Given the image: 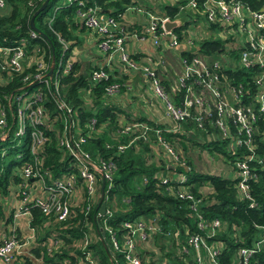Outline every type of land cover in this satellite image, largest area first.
I'll return each mask as SVG.
<instances>
[{"label":"trees","instance_id":"1","mask_svg":"<svg viewBox=\"0 0 264 264\" xmlns=\"http://www.w3.org/2000/svg\"><path fill=\"white\" fill-rule=\"evenodd\" d=\"M6 1L8 9L0 15V44L13 43L19 38H25L28 51L34 45L44 49L45 41L39 37L30 39L28 35V20L41 2L35 1L32 6H28L26 0ZM88 1L91 5L98 6L103 15H110L115 19H118V15L127 5L135 3L134 0ZM238 1L251 10L258 9L264 2V0ZM49 2L34 17L33 24L44 33L46 36L44 39L49 43L46 46L48 52L43 58L44 61L50 63V50H52L56 64L60 45L54 33H58L70 42L69 49L67 48L63 57L65 60L70 54L72 44L75 43L73 29L75 25L81 24L74 18V10L77 7L75 2L69 5L61 4L58 7L50 29L41 24ZM176 5L175 2L166 3L161 6L160 11L172 17L176 12ZM187 15L179 26L172 29L178 37H180L181 30L189 26L188 23L195 21L188 20ZM182 17L185 16L182 15ZM81 27L83 28L82 25ZM261 35L264 39V29H261ZM222 46L223 42L219 39H204L199 42L198 50L208 55H215ZM182 54L185 55V53ZM131 58L137 60L138 55L132 54ZM173 62L176 61L173 60ZM99 67L84 66L72 60L70 69L57 77V95L52 94L42 84L25 86V83H22V75L30 74L33 68L25 69L22 74L7 75L9 82L0 86V107L5 113L8 133L7 138L0 140V221L6 223L11 219L12 210L8 208L7 202L9 196L16 192V187L24 183L20 177L23 164L31 163L38 168L39 172H47L52 179H58L70 172L75 173L67 150L60 146L57 140L62 132L67 133L69 120L80 130L75 139L78 136L84 137V142L80 143L81 149L87 151L97 165L100 161L110 165V180L104 181L103 184L102 200L105 202V213L98 223L95 222V217L98 214L99 199L93 205L84 199L73 209V214L60 222L53 221L52 217L47 220L37 207H29L32 217L30 225L35 228L33 243L28 249L32 258L21 255L23 263L20 264H72L79 252H74L75 242L88 236L90 229L94 238L90 240L87 249L96 258L97 264H125L119 253L111 255L108 251V239L104 227L121 231L122 221L137 218L150 221L158 229L150 237L153 252L146 250L140 252L141 264H156L157 262L193 264L192 252L188 250L187 245L188 235L200 232L204 236L205 232L197 230L196 214L189 209V201L174 194L180 184L172 180L173 175L185 177L183 185L191 195L199 199L197 213L203 219H217L224 225V228L217 230L213 237L206 238L209 243L213 240L221 243L216 262L218 264H242L239 249L249 248L253 242L264 235V161L261 163L258 161L264 157V117L257 120L253 135V160L248 163V197H240L235 186L237 179L234 176L228 178L224 174L197 171L192 166V153L189 156L183 153L188 147L186 142L191 148L193 145L200 144L198 140H206L201 145L207 150L208 155L219 157L224 162L231 159L232 171H234L235 155L225 151L226 141L218 137L206 138V134L212 135L211 127L205 126L200 130L190 118H187L181 122L180 129L173 132L168 131L166 129L168 127L161 122L148 118L146 115L129 114L121 108L122 106H119V102H115L109 98L111 96L104 94L108 85L124 83L125 77H122L124 79L115 78L105 66H101V69L107 73V78L91 83L90 74ZM241 70L244 69H239L236 60H233L229 68L222 72L227 78L232 79V83L242 80L243 76L247 75V72ZM133 81H138V77L133 76ZM162 82L169 97L173 98V94L169 91V81L163 79ZM35 87H40L44 94L45 100L42 104L46 109L48 119L46 128L39 126L45 140L40 147L38 160L34 163L29 151L31 129L26 127L22 136L18 139H11L16 128L15 105H8L2 96H9ZM86 90L87 93H85ZM118 91H120V84ZM178 98V96L174 97L175 103L178 102ZM59 99L69 108L68 113L64 108L57 106L56 100ZM91 119L94 120L92 126L89 124ZM130 123L142 124L148 129L143 136H140L142 132L140 128L129 133L120 131L124 125ZM64 126L66 130H63ZM90 126L93 129H90ZM69 129L71 133L76 134L72 128ZM155 130H158L159 135L169 144L181 149L183 153L181 157L189 168L178 165L168 167L162 158L151 160L154 157L152 145L156 142ZM5 141L12 143L7 149L1 147V143ZM118 146L123 148L119 149ZM242 154H245L244 151L239 149L238 156L242 157ZM96 177L98 178V174ZM161 178H165L166 182L162 183ZM86 207L88 210L85 212ZM49 238L57 239L61 241V244L57 248H52L48 246ZM183 249L186 252L182 251ZM203 264L212 263L204 258ZM247 264H264V241L255 249Z\"/></svg>","mask_w":264,"mask_h":264},{"label":"built area","instance_id":"2","mask_svg":"<svg viewBox=\"0 0 264 264\" xmlns=\"http://www.w3.org/2000/svg\"><path fill=\"white\" fill-rule=\"evenodd\" d=\"M35 1L43 0H26V4L32 6ZM147 1L149 2L147 6L140 3L127 5L118 15V19L103 15L100 8L95 4L91 5L88 0H65L62 5L76 3L74 18L98 36V47L105 54L108 63L116 56L126 72L139 71L148 80V85L150 84L148 87L152 88L155 97L162 102L164 113L170 120L166 128L168 131H178L181 122L187 118H190L200 130L205 126L216 130L214 135L206 136L226 141V152L235 155L232 172L237 179L235 184L237 193L240 197H248V163L253 160V135L257 120L264 117V39L261 35V29H264V2L258 9L251 10L238 0H180L181 2L165 0L166 3L177 4L176 12L170 17L149 8L157 0ZM6 2L0 0V15L8 9ZM58 7L46 15L41 24L50 29ZM186 12H192V15H187V19L195 21L188 23L189 26L181 30L180 37L172 31L173 28L164 29L163 24L169 21H177L180 25L183 21L178 20V17L181 13L186 16ZM125 13L144 16L146 24L143 26L139 23L142 26L139 34L141 33L142 39L149 40L153 48L150 52L159 47L176 52L175 64L178 65L179 75L174 79L171 92L173 98L169 97L159 82L155 67L163 64L160 54L148 55L138 60L131 58L135 53L126 47V41L135 34L130 35L126 30L123 20ZM191 25L199 31L195 37L194 33L190 32ZM212 32H217L224 45L215 55H208L198 50V44L204 39H209L207 37ZM54 34L60 51L50 76L47 75L50 63L43 59L47 56L46 46L49 43L32 29L29 28L30 39L41 38L46 43V46L43 45L44 49L34 45L28 51L25 38H19L13 43L0 44V86L9 82L7 75L22 74L25 69L33 68L30 74L22 75V83H25V86L42 84L52 94L57 95V77L70 69L72 59L68 56L63 60L70 42L58 33ZM50 53L52 57V50ZM223 53L227 54V59L220 56ZM233 60H236L238 68L244 69L241 71L247 72V75L243 76L242 80L231 83L232 79L227 78L222 71L228 69ZM106 78L107 73L100 66L91 72L89 80L94 83ZM118 90L119 84L111 83L105 88L104 94L113 96ZM177 96L178 102L175 103L174 97ZM2 99L8 105H15L16 128L11 139H18L25 133L26 127H30L29 151L35 163L45 140L39 126L46 128L48 119L42 104L45 97L41 88L35 87L9 96L3 95ZM56 104L69 112V108L60 99L56 100ZM93 123L94 120L91 119L89 124L92 126ZM91 126L89 128L93 129ZM69 128L76 134L71 133ZM137 128L142 129L140 136L148 129L145 125L130 123L124 125L120 131L129 133ZM63 130H66V126ZM78 133L80 130L69 120L67 133L62 132L57 139L59 145L67 150L75 173L70 172L58 179H52L47 172H39L31 163L23 164L20 177L24 183L16 187L17 190L11 198L12 206H9L12 210L11 219L3 223L4 226H0V264L23 263L21 255L32 258L28 249L33 243L35 228L30 225L32 217L29 207H37L47 220L52 217L53 221L60 222L73 214V209L84 199L90 205L99 199L101 180H110V165L103 161H100L99 165L93 162L89 153L80 147L84 137L78 136L75 139ZM155 133L156 142L152 145L154 157L151 160L162 158L168 167L178 165L189 168L176 149L159 135L158 130H155ZM7 136L5 113L0 107V140ZM156 147L161 148L162 156L156 153ZM239 149L245 153L242 157L238 156ZM258 161L263 162L264 157ZM172 180L180 184L174 194L189 201V209L196 214L197 230L205 232L204 236L200 232L188 235L187 245L188 250L192 252L193 264H203L204 258L209 263L218 264L215 259L221 243L216 240L209 243L206 238L213 237L217 230L224 228V225L217 219L205 220L197 213L199 199L186 190L183 175H174ZM161 181L164 183L166 179L161 178ZM87 210L88 207L85 208V212ZM22 230H27V233L19 236ZM104 230L111 255L119 253L125 264H141L140 252L145 250L142 246L158 229L150 221L137 218L122 221L121 231L109 227H104ZM90 240L91 237L88 235L75 242L74 247L79 252L72 264H97L96 258L87 249ZM263 241L264 235L249 248L239 249L242 264H247L248 259ZM59 244L61 241L57 239L48 240V246L52 248H57ZM182 251L186 252L185 249Z\"/></svg>","mask_w":264,"mask_h":264},{"label":"rangeland","instance_id":"3","mask_svg":"<svg viewBox=\"0 0 264 264\" xmlns=\"http://www.w3.org/2000/svg\"><path fill=\"white\" fill-rule=\"evenodd\" d=\"M49 1H50L49 6L47 7V9L45 11V16L50 14L54 8L60 6L65 0H49ZM146 3L148 4V2H146ZM186 14L192 15V12H186ZM130 15L135 16L134 14H130ZM185 19H186V16L182 17V13L178 17V20H181V21H184ZM124 23L129 24L128 21H124ZM35 24H37V23H35ZM134 24L135 23L129 24V25L131 26ZM140 24L143 26L146 24V20L144 19V17H141ZM73 30H74L73 35L75 37V43H73L72 46L74 47V49L79 50L80 53L87 54V55L90 53V54H93L94 56H97V55L102 53L101 50L96 46V44L93 43V39H94L95 35H94V33H92V31L90 29L83 27L81 29H73ZM126 30L128 31V28H126ZM132 30H135V28H133ZM136 31H138V30L136 29ZM139 32L140 31H138V33ZM190 32L194 33V35H193L194 37L199 33L198 29H196L193 25L190 26ZM143 36L147 37V35H143ZM134 37H135V35H134ZM207 38H209V39L211 38L212 40H215V39L220 40V37L217 34V32L210 33V35ZM223 45H224V43H223ZM73 51H74L73 48L72 49L70 48V52H71L72 57L75 55ZM157 54H160V56L162 57V60H163L162 66L157 65L155 67L157 69L159 82L162 85L163 90L167 93L165 86L163 85L162 81H163V79L169 81V91L172 92V88L174 87V79L176 78V76L179 75V70H177L178 65H176L175 62H173V60L176 61V57H175L176 52L174 50L163 49V48L159 47V48L153 50L152 52L143 53L142 56H139V54H137V55H138V59H139L141 57L145 58L148 55H157ZM71 55L69 54V57H71ZM220 56H223L225 59H227V57H228L226 53H223ZM119 64H121V63H119ZM121 66H122V64H121ZM167 68H170L171 71H168ZM81 70H82V68H81ZM132 72L134 74L139 73L140 75H142L139 71H132ZM159 72H161V75H159ZM143 79H144L143 86H140V87H139V83L142 80H141V78L139 79V77H138V81L132 80L131 83H129L131 85H127L125 88H123L124 87L123 82H118L120 84V91H118L119 93L118 92L117 93L123 95V93L127 92L129 94L128 95L129 101L125 100V105H123L121 108L124 109L129 114H132V115L136 114V113H141L143 115H146L142 111V108H141L142 105H143L142 106L143 108L147 105L148 106H158L159 105V107H162V114H161L162 118L165 120H168V122H170V120L168 119V117L164 113L162 102L159 101V99H157L155 97V95L152 91V88L148 87V86H150V84L148 85V80L144 76H143ZM85 93H87V90ZM120 98H122L124 100L123 97H120ZM116 99L120 100L119 98H116ZM86 101H87V98H86ZM121 118H123V117H121ZM215 132H216V130L212 129L213 135ZM189 136H191V134ZM206 138L210 139V137H206ZM198 141L200 142V144L198 146L193 145L191 148L189 147V143L186 142L188 147L186 148V152H183L185 155L187 153L188 156L190 153H192L191 154V159L193 161L192 166L197 171H200V172H207V173H212V174H224L226 177L232 178V176H233L232 160L228 159L226 162H224L219 157H212L210 154L208 155L207 150L202 148V145H201V143L203 141H206V140H198ZM11 144H12L11 142L5 141V142L1 143V147L3 149H7L10 147ZM174 148L176 149V151L179 153L180 156H181V154H183L180 151L181 149L178 146L175 145ZM225 151H226V149H225ZM156 153L157 154L159 153V155L162 156L161 148L156 147ZM13 195L9 196V198H8V202H7L8 206H12V199L11 198L13 197ZM0 226H4L2 221H0ZM26 233H27V230H22L19 232V236H21V234L25 235ZM93 235L94 234L90 229L89 230V236L91 237V239L94 238ZM142 247L146 251L153 252V250L151 248L152 244H151L150 238L147 241H145V244ZM75 251H79V250L77 248H75L74 252ZM156 264H162V263L157 262Z\"/></svg>","mask_w":264,"mask_h":264},{"label":"crops","instance_id":"4","mask_svg":"<svg viewBox=\"0 0 264 264\" xmlns=\"http://www.w3.org/2000/svg\"><path fill=\"white\" fill-rule=\"evenodd\" d=\"M134 2L140 3V4L145 5V6L148 5L146 3V2H148L147 0H134ZM164 4H166L165 0H157V2L155 4L149 6V8L151 10L161 14L162 11H160V8ZM132 16L133 15H130L127 13H125L123 16V20L128 21L129 24L135 23L134 25H131V26L129 24H126V28H128V33L130 35L135 34V37H129L128 41H126V47L130 48L131 51L134 52L135 54H139V56H142L143 53L150 52L153 48L151 47L149 40L142 39L141 33L140 34L138 33V31L141 32L142 26L139 23L141 22V17H144V16L142 14L138 15V16H133V17ZM139 19H140V21H138ZM81 28H82L81 25H75V27H74V29H81ZM133 28H135V30H132ZM136 29L138 31H136ZM73 34H74V30H73ZM95 37L93 39V43H95L96 46L98 47V36L95 35ZM72 48H73V50H74L73 52L75 54L72 57L71 52H70L72 60L79 62L83 65H87L88 67L105 66L107 68L108 72L110 74H112L113 77L120 78V79H124L122 77H125L124 83H123L125 85V87L127 85H131L129 83H131V81L133 80V76H138L139 79L141 78V80H142V81L140 80L141 84L139 83V87L143 86V83H144L143 82L144 81L143 75H140L139 73L134 74L133 72L132 73L130 72V74H129L128 72H126L123 69V66H121V64H119V62H117L116 56H113V58L108 63L106 61L105 54L102 52V50L99 47L98 48L101 50L102 53L97 55V56H94L93 54H90V53L88 55L82 54L79 52V50L74 49L73 46L71 47V49ZM175 57H176V55H175ZM167 69H168V71H171L170 68H167ZM118 93L109 97V98H111L115 102H119V106H123V105H125V100L129 101V98H128L129 94L123 93V95H122V94H118ZM120 97H123L124 100ZM116 98H119L120 100H117ZM142 106H141L142 111L146 114V117L152 118V119H155V120L161 122L165 127L169 126L168 120L163 119L161 116L162 107H159V105L158 106H148L147 105L143 108Z\"/></svg>","mask_w":264,"mask_h":264},{"label":"water","instance_id":"5","mask_svg":"<svg viewBox=\"0 0 264 264\" xmlns=\"http://www.w3.org/2000/svg\"><path fill=\"white\" fill-rule=\"evenodd\" d=\"M48 1L49 0H43L41 2V4L38 6V8L36 10H34V12L31 14L29 20H28V24H29V28L32 29L33 31H35L38 35H40L41 37L45 38L46 39V36L39 30L37 29L34 24H33V19L34 17L39 13L41 12L48 4ZM179 24L177 21H169V22H166L163 24V27L165 30H169V29H172L174 27H177ZM53 66H54V57L52 56L51 59H50V65H49V69L47 71V75L50 76L51 74V71L53 69ZM103 184H104V181L101 180V183H100V196H99V200H98V214L96 215L95 217V222L98 223L99 222V219L102 215H104L105 213V202L102 200L103 198ZM102 234V232H101Z\"/></svg>","mask_w":264,"mask_h":264}]
</instances>
